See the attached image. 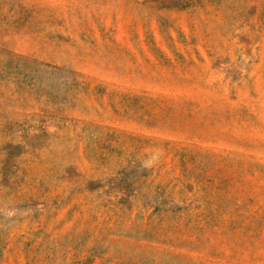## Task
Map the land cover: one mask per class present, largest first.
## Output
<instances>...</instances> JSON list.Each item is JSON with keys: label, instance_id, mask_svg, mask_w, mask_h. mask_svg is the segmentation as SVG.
Segmentation results:
<instances>
[{"label": "rangeland", "instance_id": "374dc122", "mask_svg": "<svg viewBox=\"0 0 264 264\" xmlns=\"http://www.w3.org/2000/svg\"><path fill=\"white\" fill-rule=\"evenodd\" d=\"M0 264H264V0H0Z\"/></svg>", "mask_w": 264, "mask_h": 264}]
</instances>
